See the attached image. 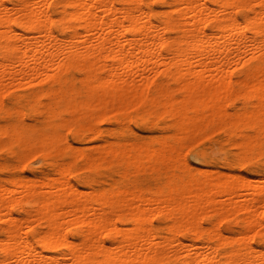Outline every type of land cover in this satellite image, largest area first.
<instances>
[{"label":"bare ground","instance_id":"bare-ground-1","mask_svg":"<svg viewBox=\"0 0 264 264\" xmlns=\"http://www.w3.org/2000/svg\"><path fill=\"white\" fill-rule=\"evenodd\" d=\"M0 264H264V0H0Z\"/></svg>","mask_w":264,"mask_h":264},{"label":"rangeland","instance_id":"rangeland-1","mask_svg":"<svg viewBox=\"0 0 264 264\" xmlns=\"http://www.w3.org/2000/svg\"><path fill=\"white\" fill-rule=\"evenodd\" d=\"M141 133H142L143 136H147L149 134L148 131H144V132H141ZM39 164H40L39 162H36V161L33 162V165H35V166H39Z\"/></svg>","mask_w":264,"mask_h":264}]
</instances>
